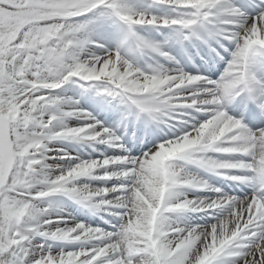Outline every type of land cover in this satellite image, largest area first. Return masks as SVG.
<instances>
[{"label":"snow or ice","instance_id":"obj_1","mask_svg":"<svg viewBox=\"0 0 264 264\" xmlns=\"http://www.w3.org/2000/svg\"><path fill=\"white\" fill-rule=\"evenodd\" d=\"M0 264H264V0H0Z\"/></svg>","mask_w":264,"mask_h":264}]
</instances>
